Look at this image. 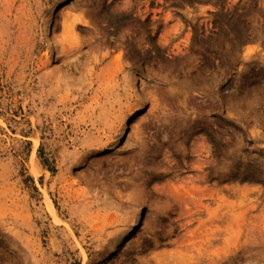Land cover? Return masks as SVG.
<instances>
[{
    "label": "rangeland",
    "instance_id": "1",
    "mask_svg": "<svg viewBox=\"0 0 264 264\" xmlns=\"http://www.w3.org/2000/svg\"><path fill=\"white\" fill-rule=\"evenodd\" d=\"M0 264H264V0H0Z\"/></svg>",
    "mask_w": 264,
    "mask_h": 264
},
{
    "label": "bare ground",
    "instance_id": "2",
    "mask_svg": "<svg viewBox=\"0 0 264 264\" xmlns=\"http://www.w3.org/2000/svg\"><path fill=\"white\" fill-rule=\"evenodd\" d=\"M63 2V1H62ZM58 4V3H56ZM55 5V4H54ZM57 8L58 6L55 5L53 7L52 12L50 13L51 15H53L56 11H57ZM94 14V13H93ZM84 17V16H83ZM83 17H73V16H70L69 14L66 15L64 17V23L67 27H72L73 29L74 28H80L84 31H86L87 33L89 32L90 34L92 33H95L93 35H91L88 39V41L90 40L89 42V45L92 49L94 48H98L100 46H102L103 44H105L106 42H108V39H107V35L105 32H103V30L99 27V23H100V18L99 17H95L94 18V21L95 22V28L92 26L91 23L87 22ZM92 22V21H91ZM56 30V29H55ZM74 35V33H73ZM130 35V34H129ZM128 34H126V36H129ZM125 35H122L121 38H124ZM143 37L146 39L147 38V31H145L143 33ZM72 38V37H71ZM120 39V38H119ZM125 39V38H124ZM73 38L71 39V42H72ZM75 40H76V37H75ZM74 40V41H75ZM148 41V40H147ZM69 43L68 46L69 47H73V43ZM147 43V42H145ZM61 45L64 44V42L61 41L60 43ZM119 46H121V43H119ZM144 47H147V46H144ZM145 49V48H144ZM124 55H121L119 56V60L122 59ZM128 58V57H127ZM197 64V63H196ZM135 113L136 112H131L129 113V115H127V117H125L124 121H123V124H122V129H121V132H120V135L117 137L116 141H115V145L116 144H119L121 142V140L124 138V136L127 134V131H128V127H129V122L130 120L135 116ZM142 217L140 214L136 215L134 217V219L131 221V224L130 226L128 227L127 231L125 232V236H128L130 234H132V232L135 230V228L137 227V225L140 223Z\"/></svg>",
    "mask_w": 264,
    "mask_h": 264
}]
</instances>
